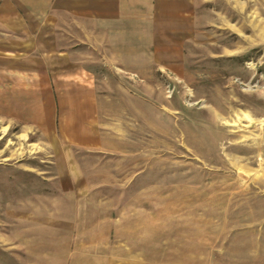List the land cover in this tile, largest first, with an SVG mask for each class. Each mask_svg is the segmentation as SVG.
Wrapping results in <instances>:
<instances>
[{"label":"rangeland","instance_id":"obj_1","mask_svg":"<svg viewBox=\"0 0 264 264\" xmlns=\"http://www.w3.org/2000/svg\"><path fill=\"white\" fill-rule=\"evenodd\" d=\"M200 16L173 72L91 49L106 151L0 125V264H264V0Z\"/></svg>","mask_w":264,"mask_h":264},{"label":"crops","instance_id":"obj_2","mask_svg":"<svg viewBox=\"0 0 264 264\" xmlns=\"http://www.w3.org/2000/svg\"><path fill=\"white\" fill-rule=\"evenodd\" d=\"M200 3L0 0L1 127L36 135L60 157L106 151L109 134L101 121L107 95L91 49L96 62L128 73L141 74L154 64L176 71L170 58L183 56L185 41L198 34Z\"/></svg>","mask_w":264,"mask_h":264}]
</instances>
